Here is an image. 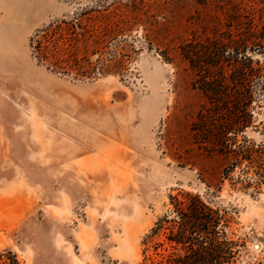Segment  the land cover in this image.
I'll list each match as a JSON object with an SVG mask.
<instances>
[{
    "label": "rangeland",
    "instance_id": "1",
    "mask_svg": "<svg viewBox=\"0 0 264 264\" xmlns=\"http://www.w3.org/2000/svg\"><path fill=\"white\" fill-rule=\"evenodd\" d=\"M2 9L0 264L165 261L172 249L154 228L183 191L228 212L238 264H264V178L255 186V166H230L211 128L194 130L207 101L180 55L185 40L227 29L229 0H35L10 21ZM102 29L118 34L87 50ZM43 37L63 68L38 61ZM115 54L122 68L96 62ZM84 56L99 69L77 73ZM255 99L237 135L253 149L264 146V88Z\"/></svg>",
    "mask_w": 264,
    "mask_h": 264
},
{
    "label": "trees",
    "instance_id": "2",
    "mask_svg": "<svg viewBox=\"0 0 264 264\" xmlns=\"http://www.w3.org/2000/svg\"><path fill=\"white\" fill-rule=\"evenodd\" d=\"M229 2L232 11L227 13V29L185 40L180 45V55L195 75L193 85L207 101L197 114L194 130L211 128L206 132L207 139L219 154L231 156L230 166L244 162L255 166L252 181L258 186L264 178V146L259 144L253 149L247 145L248 140L239 142L237 135L252 125V104L258 103L257 91L264 88V59L255 58L264 57V12L256 15L255 9L247 8L243 0ZM116 31L102 29L86 34L91 42L87 50L99 52L116 37ZM33 50L38 61L49 67L63 68L62 64H67L60 57L51 62L49 58L56 56L49 52L44 37L36 41ZM96 62L108 69L122 68L126 60L115 54L99 57ZM97 63L84 56L70 66L77 73H84L99 69ZM236 143L232 149L231 145ZM230 166L224 169L223 178L228 177ZM169 203L168 213L158 220L154 230L164 232L172 252L165 261L150 264H238L241 244L229 236L231 217L226 210L212 206L200 194L190 191L170 195Z\"/></svg>",
    "mask_w": 264,
    "mask_h": 264
},
{
    "label": "bare ground",
    "instance_id": "3",
    "mask_svg": "<svg viewBox=\"0 0 264 264\" xmlns=\"http://www.w3.org/2000/svg\"><path fill=\"white\" fill-rule=\"evenodd\" d=\"M31 3H35V0H0V7L4 8L5 18L10 21L26 11Z\"/></svg>",
    "mask_w": 264,
    "mask_h": 264
}]
</instances>
